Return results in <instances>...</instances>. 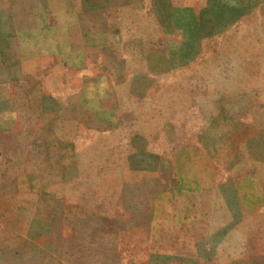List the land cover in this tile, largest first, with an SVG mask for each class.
Listing matches in <instances>:
<instances>
[{
  "label": "rangeland",
  "instance_id": "374dc122",
  "mask_svg": "<svg viewBox=\"0 0 264 264\" xmlns=\"http://www.w3.org/2000/svg\"><path fill=\"white\" fill-rule=\"evenodd\" d=\"M0 264H264V0H0Z\"/></svg>",
  "mask_w": 264,
  "mask_h": 264
}]
</instances>
